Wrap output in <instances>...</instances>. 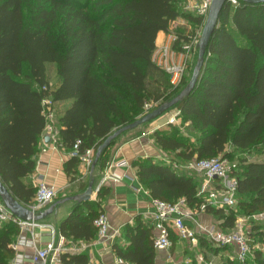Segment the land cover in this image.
Returning <instances> with one entry per match:
<instances>
[{
  "label": "trees",
  "instance_id": "16d2710c",
  "mask_svg": "<svg viewBox=\"0 0 264 264\" xmlns=\"http://www.w3.org/2000/svg\"><path fill=\"white\" fill-rule=\"evenodd\" d=\"M183 1L0 0V179L19 202L32 203L38 190L25 179L35 171L38 145L47 126L45 99H52L55 106L70 102L61 113L57 111L56 119L64 151L70 153L80 140L81 153L92 149L96 155L110 134L145 115L146 104L154 103V110L187 85L189 77L174 89L170 76L152 61L159 33L169 34L178 18L203 23V18L182 12ZM49 64L55 65L60 79L56 86L48 78ZM171 110L179 112L184 126L189 124L187 128L195 133L190 138L173 125L154 132L162 152L175 155L172 162L231 157L230 174L238 181L237 205L206 208L218 227L230 232L240 216L263 214L264 162L249 157L264 153V3L237 0L236 5L229 1L224 6L198 84ZM236 154L244 156L235 159ZM80 164L78 158L66 163L67 173L75 180L81 176ZM133 167L153 199L183 200L196 212L205 202L198 196V182L172 165L145 158ZM107 191L104 186L99 200L90 203L94 209L76 210L62 225L67 242L97 238L95 220L104 214L99 211L100 198ZM168 229L174 235L173 227ZM18 233L16 224L0 225V264H11L15 258ZM124 235L128 246L113 245L119 259L155 264L152 227L138 218ZM259 236L264 239V230ZM199 240L203 248L213 245L212 256L219 249H233ZM61 261L90 264L85 253L65 252ZM227 264H264V248L254 252L253 260L248 255L244 263Z\"/></svg>",
  "mask_w": 264,
  "mask_h": 264
},
{
  "label": "crops",
  "instance_id": "0c3cea01",
  "mask_svg": "<svg viewBox=\"0 0 264 264\" xmlns=\"http://www.w3.org/2000/svg\"><path fill=\"white\" fill-rule=\"evenodd\" d=\"M167 39L168 33L160 32L157 38V45L163 44ZM64 103L65 108L70 105V102ZM65 108L60 111L58 110V112L61 113ZM175 112L176 111L172 113L168 112V119H170ZM157 120L140 126L138 130L124 133L107 149V152L105 153L106 163L103 167L98 164L94 172L96 181L93 196L89 202L79 204L76 201H65L58 206L52 215L39 222L44 228H35L33 231L22 230L19 228V233L14 237L15 258L11 264H43L41 262H34L33 256L36 249H42L52 241H55L58 244L61 241V238H64L61 234L62 225L69 220L76 210L82 209L85 213H88L90 208L94 209L90 203L99 200L98 195L95 194V190L102 174L109 166L115 165L120 161H126L127 164L111 169V172L114 176L119 178L120 181L107 185L108 191L106 195L100 198L99 207V211H103L110 221L111 232L118 231L116 238L111 242L105 243L98 241V235L96 239L89 241L67 242L65 238L64 240L66 247L65 252L88 254L90 264H128L119 259L113 250L115 242H118L122 246L129 245V242L124 235L126 227L129 225H135L137 219L140 218L144 223L152 227L155 235L157 233L152 197L149 194V191L144 188L139 181L136 174L137 170L133 167V164L135 161L145 158H152L156 163L166 164L161 161V157L168 156V158L171 159L172 157H175L171 152H169V154L162 152L153 135L156 130L169 129L171 124H169V120H167L166 125H160L156 122ZM179 120L181 124L180 117ZM51 145L49 131L45 129L38 145V154L35 157V171L25 180L28 184L34 187H38V184L41 181H45L49 186L53 187L58 192V197L53 203L55 204L56 202H61L65 199L83 194L88 188L90 176L85 179L81 178L82 166L80 164L77 166V169L80 171L81 176L76 180L73 179V176L69 175L66 171V163L69 160L68 154L63 149L53 150L52 148H49ZM179 171L181 173L183 172L182 170ZM185 172L186 173L182 174L192 176L194 180L198 182L200 188L203 183V177L195 172ZM85 183H87V187L84 189L83 186ZM214 184L216 185L218 182H214ZM30 204L26 206L28 207ZM52 205L40 212L47 210ZM40 212H37L36 214H39ZM188 224L195 227L196 230L199 226L220 229L218 227L219 222L215 220L214 216L201 210L195 215V220H191ZM168 226L173 227L172 225ZM172 231L174 235L170 236L172 242L171 249L166 251L156 248L157 254L155 264H180L181 252L183 249L181 248V245L185 243H193V245H195L196 241L182 240L174 227ZM173 236L176 238L177 242L173 241ZM197 238H205L210 242L202 232H199ZM198 245V247L201 248L199 251L203 253L202 245L200 243H198ZM202 253L196 258L197 261H199ZM222 254L223 252L219 251V253L214 256L217 257ZM189 263H191V261H188V264ZM51 264H62V261L52 262Z\"/></svg>",
  "mask_w": 264,
  "mask_h": 264
},
{
  "label": "built area",
  "instance_id": "2783aa9c",
  "mask_svg": "<svg viewBox=\"0 0 264 264\" xmlns=\"http://www.w3.org/2000/svg\"><path fill=\"white\" fill-rule=\"evenodd\" d=\"M213 0H184L181 4V10L184 14H192L196 17L204 19L200 31L196 33L185 32L182 38L177 33L172 32L175 23L181 19L178 18L171 27L168 39L163 44L157 45L153 55V63L166 72L170 76V82L174 89L182 86L185 77L191 73L193 66L198 56V44L200 42L203 27L205 25L209 10ZM233 4H237V0H231ZM179 46L175 44L179 41ZM43 113L47 120L46 130L49 131V138L53 150L63 149L58 134V126L56 124L57 110L52 99H45L42 103ZM154 108L153 104L145 105V114ZM171 125H179V112H175L168 121ZM81 141L78 140L74 145L73 150L67 153L69 158H78L82 166V179L91 175V168L95 160V154L92 149L81 153ZM64 150V149H63ZM161 161L168 165H172L177 170L195 172L203 177L198 196L203 198L205 202L200 207L201 211H206L208 206L214 208H234L237 205L238 196V181L230 174L227 162L221 158L192 160L184 164L172 162L168 156L161 157ZM126 161H120L115 165L109 166L102 174L98 185L96 186L95 194L98 195L104 186L111 183H117L119 178L114 176L111 169L126 165ZM218 182V184H214ZM150 194V192H149ZM58 197V192L45 181L38 184V190L34 201L28 206L34 213L40 212L52 205ZM154 208V218L156 221V235L154 239L155 248L169 251L172 247L170 240L169 226L172 225L178 232L179 237L186 241H196L199 232H202L210 243L223 247L228 246L234 249V260L245 262L251 252L247 234L242 230L234 229L230 232H225L218 228L208 227H192L188 224L191 220H195L196 211L189 208L185 201L177 203H167L158 199L152 198ZM263 214L254 216V218H263ZM16 224L22 230H34L35 228H44L42 224L35 221H24L13 215L4 203L0 200V225L5 223ZM196 224V221H195ZM95 225L98 229V241L105 243L111 242L118 235V231L111 232V224L105 214H101L96 220ZM66 251L65 240L57 244L55 241L48 243L42 249H36L34 253V262L43 264H51L52 262H61V255ZM199 262L202 264H212L203 256Z\"/></svg>",
  "mask_w": 264,
  "mask_h": 264
},
{
  "label": "water",
  "instance_id": "95a60500",
  "mask_svg": "<svg viewBox=\"0 0 264 264\" xmlns=\"http://www.w3.org/2000/svg\"><path fill=\"white\" fill-rule=\"evenodd\" d=\"M229 1L231 2V0H213L212 1L209 14L207 16L205 25L203 27L202 36L198 44V56H197L196 64L194 66L191 78L189 82L187 83V85L182 89V91L175 98L159 105L154 110L146 113L145 115H143L141 118H139L135 122L127 124L121 128H118L104 140V142L97 149L95 160L91 168L90 182H89L87 190L83 194L65 199L64 201H61V202H56L51 207H49L47 210L40 212L39 214H36L29 207L19 202L13 196L9 188L0 179V199L4 203L6 208L9 209L13 215H15L21 220L41 222L45 220L48 216L52 215L54 211L58 208V206L64 203L65 201H76L79 204L89 202L93 196L94 185L96 181L94 172L99 164L101 157L106 152V150L113 144V142L116 139H118L121 135H123L124 133L135 130L142 125H145L154 120H157L158 118H160L161 116L169 112L174 106L183 102L194 91L200 79L201 71L205 63V54H206L208 44L218 25L221 12L223 11L224 6ZM241 1L249 3V4L264 3V0H241Z\"/></svg>",
  "mask_w": 264,
  "mask_h": 264
},
{
  "label": "rangeland",
  "instance_id": "374dc122",
  "mask_svg": "<svg viewBox=\"0 0 264 264\" xmlns=\"http://www.w3.org/2000/svg\"><path fill=\"white\" fill-rule=\"evenodd\" d=\"M234 5H236V4H234ZM180 18L181 19H179L175 23V26L173 27L172 32L180 33L182 35L185 32L196 33L198 31H200L202 24H198L197 22H195L193 20H189V18L186 16L185 17L182 16ZM195 64H196V62H195ZM194 66H193V69H194ZM193 69L188 76L189 77L188 82L191 78ZM47 74H48V78H49V80L53 86H56L60 82V79H59L57 72H56L55 65L49 64L47 66ZM165 78H167L166 75H165ZM151 79H153V78H151ZM149 104L155 105L154 103H149ZM63 108H65V103L60 104V105L58 104L57 106H55V109L57 111L58 110L60 111ZM174 111L175 110H171L169 112L172 113ZM167 120H169L168 119V112L166 114H164L163 116H161L156 122L160 125H166ZM188 125L189 124H185V126H184V124L181 122V124L173 125V126H176L180 131H182L185 134V136H188L190 138H194L195 133L193 132V130L191 128H189V127L187 128ZM135 130H138V128ZM230 149L231 148H229V151H230ZM243 156H244V154L241 156H240V154H236L235 159L242 158ZM223 159H224V161L227 162L228 167H230L232 164L231 163V157L225 156V157H223ZM249 159L251 161H254V162H264V153L251 155L249 157ZM234 161H236L238 163V160H234ZM182 173H186V172L183 171ZM255 227L257 230H255ZM236 229L242 230L245 234H247L248 240L250 242H252V245L250 248H253V250L251 249V252L249 255H250V259L253 260L254 252L256 250H259L260 248H264V239L259 236L260 232H262L264 230V217L256 219V218H254V216L249 217V218L247 216H240L237 220ZM172 239L174 242H177V240L174 236ZM198 241H200L199 238L196 239L195 245H193V243H187V244L185 243V244L181 245V248H183V249L181 252V263L180 264H188V261H191V263H189V264H195V262L197 261L196 258L199 257L200 254L202 253L201 251H199V250H201V248L198 247L199 246L198 243H200ZM211 248H213V245L204 246V248H203L204 253H202L201 256L205 257L207 255L208 258L205 259L206 261H208V262L212 261V264H227L229 261L235 262V260H234V253H235L234 249H219L223 252L224 255L222 254V255H219L216 257L214 255L212 256V253L210 252ZM237 262H239V261H237ZM240 263H244V262H240Z\"/></svg>",
  "mask_w": 264,
  "mask_h": 264
}]
</instances>
